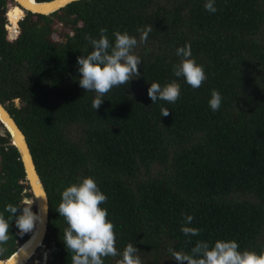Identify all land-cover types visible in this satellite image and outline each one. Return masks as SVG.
<instances>
[{"label": "trees", "instance_id": "16d2710c", "mask_svg": "<svg viewBox=\"0 0 264 264\" xmlns=\"http://www.w3.org/2000/svg\"><path fill=\"white\" fill-rule=\"evenodd\" d=\"M9 2L0 0V100L24 131L48 193L40 259L49 250L47 264H71L56 208L62 191L86 177L108 198L101 207L117 250L132 243L142 264H176L168 249L190 252L198 240L264 251V0H215L214 14L206 0H76L46 15L12 5L7 23ZM147 26V42L134 49L140 77L113 88L95 111V93L79 86L77 57L92 50L86 36L98 39L104 28L113 43L116 31L139 39ZM186 44L207 75L195 90L173 74L176 49ZM173 80L179 100L152 104L151 83ZM213 89L222 95L216 112ZM30 193L16 146L0 135V213L10 221L0 258L30 235L5 211ZM182 226L200 235L185 236Z\"/></svg>", "mask_w": 264, "mask_h": 264}, {"label": "clouds", "instance_id": "9594fccd", "mask_svg": "<svg viewBox=\"0 0 264 264\" xmlns=\"http://www.w3.org/2000/svg\"><path fill=\"white\" fill-rule=\"evenodd\" d=\"M9 3L14 4V1L10 0ZM204 8L209 13L217 12L215 0H206ZM8 9L7 7V23L10 21ZM151 31L152 26L137 29L140 33L139 39L127 32L116 31L113 33L114 43L110 42L106 35L107 29L104 28L100 29L98 39L86 36L92 50L86 56L77 57L81 77L79 86L86 92L95 93L92 100V108L95 111L102 105L103 97L113 88L127 86L134 78L140 77L138 65L142 61L140 56L134 54V49L147 42ZM176 55L181 59L173 66L174 76L182 77L193 90L200 88L207 75L203 66L192 58L190 44L178 47ZM180 95L181 86L175 80L163 87L153 82L148 88L152 104L158 100L175 104ZM208 103L213 112L220 109L222 95L219 91H211ZM169 114V109L161 108V116L167 117ZM26 198L29 199V196L24 200ZM107 199L91 177L83 178L79 183H73L62 191L56 211L67 225L62 240L67 251L71 253V264H104V258L116 256H121L117 264H142L139 250L132 243H128L122 253L117 250L115 225L108 220L107 209L101 207ZM24 200L20 206L8 204L5 208V211L11 214V221L15 220V226L21 235L31 232L36 222L41 220V217L31 210L34 200ZM193 220L191 215L184 217L185 225H190ZM9 229L10 221L0 213V253L5 251L3 245L10 239ZM181 232L189 237L200 235L195 227L182 226ZM40 247L44 248V245ZM239 249L240 246L235 240H217L214 245L198 240L190 252L175 251L172 248L168 251L176 264H264V251L257 254L255 251Z\"/></svg>", "mask_w": 264, "mask_h": 264}, {"label": "water", "instance_id": "95a60500", "mask_svg": "<svg viewBox=\"0 0 264 264\" xmlns=\"http://www.w3.org/2000/svg\"><path fill=\"white\" fill-rule=\"evenodd\" d=\"M14 4L9 3L10 6H18L25 13L32 12L38 14H50L57 11L66 5L76 0H12ZM20 32V30H19ZM17 34V37L19 35ZM16 40V39H15ZM14 40V42H15ZM13 42V44H14ZM9 45L8 43H6ZM12 44V45H13ZM9 45V46H12ZM0 135L10 137L12 143L16 146L20 158L22 160L26 179L30 186L31 193L29 199L34 200L31 210L37 213L41 220L37 221L34 229L30 232L29 237L7 258H0V264H28L30 258L43 245L49 223V197L46 191L42 178L36 168L34 158L27 141L24 131L19 127L17 121L9 112L5 104L0 100ZM18 182H23L22 178L17 179ZM49 250L44 252V261L42 264H47ZM38 260H35L37 262Z\"/></svg>", "mask_w": 264, "mask_h": 264}, {"label": "rangeland", "instance_id": "374dc122", "mask_svg": "<svg viewBox=\"0 0 264 264\" xmlns=\"http://www.w3.org/2000/svg\"><path fill=\"white\" fill-rule=\"evenodd\" d=\"M8 13V12H7ZM27 14V13H26ZM26 14H25V16H26ZM16 102H18V100L16 99L15 100ZM25 201V200H24ZM39 255H40V251H39V249H37V251L33 254V256L30 258V262L28 263V264H41V262L43 263V261H44V258L42 259H40L39 258ZM39 260V261H37V262H35V260Z\"/></svg>", "mask_w": 264, "mask_h": 264}, {"label": "bare ground", "instance_id": "6f19581e", "mask_svg": "<svg viewBox=\"0 0 264 264\" xmlns=\"http://www.w3.org/2000/svg\"><path fill=\"white\" fill-rule=\"evenodd\" d=\"M15 9H18V10H20V8H19L18 6H16V7H15ZM19 264H21V263H19Z\"/></svg>", "mask_w": 264, "mask_h": 264}]
</instances>
